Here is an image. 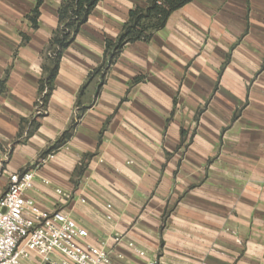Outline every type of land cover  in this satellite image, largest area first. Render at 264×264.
I'll return each instance as SVG.
<instances>
[{
  "label": "crops",
  "instance_id": "0c3cea01",
  "mask_svg": "<svg viewBox=\"0 0 264 264\" xmlns=\"http://www.w3.org/2000/svg\"><path fill=\"white\" fill-rule=\"evenodd\" d=\"M63 1L34 24L37 0H0V197L32 172L40 212L115 264H264V0H192L111 61L105 42L146 0H99L39 108Z\"/></svg>",
  "mask_w": 264,
  "mask_h": 264
},
{
  "label": "built area",
  "instance_id": "2783aa9c",
  "mask_svg": "<svg viewBox=\"0 0 264 264\" xmlns=\"http://www.w3.org/2000/svg\"><path fill=\"white\" fill-rule=\"evenodd\" d=\"M33 181L30 171L11 174L0 197V264H115L107 246L89 244L85 228L68 215L40 212L29 195Z\"/></svg>",
  "mask_w": 264,
  "mask_h": 264
},
{
  "label": "trees",
  "instance_id": "16d2710c",
  "mask_svg": "<svg viewBox=\"0 0 264 264\" xmlns=\"http://www.w3.org/2000/svg\"><path fill=\"white\" fill-rule=\"evenodd\" d=\"M99 0H65L58 9V27L52 34L48 45L41 54L42 76L39 80L38 99L41 108L45 107L53 90V81L58 72L61 55L74 40L78 29L86 21L89 13ZM192 0H146V6H133L128 13V21L124 24L116 42H105V52L111 61L127 43L135 41L147 42L152 35L163 29L167 18L175 10L190 3ZM37 0L32 22L35 24L38 14ZM70 133L64 132L54 145L44 151L38 158L41 161L54 149L65 143Z\"/></svg>",
  "mask_w": 264,
  "mask_h": 264
},
{
  "label": "rangeland",
  "instance_id": "374dc122",
  "mask_svg": "<svg viewBox=\"0 0 264 264\" xmlns=\"http://www.w3.org/2000/svg\"><path fill=\"white\" fill-rule=\"evenodd\" d=\"M25 264H35V262H31V263L25 262Z\"/></svg>",
  "mask_w": 264,
  "mask_h": 264
}]
</instances>
